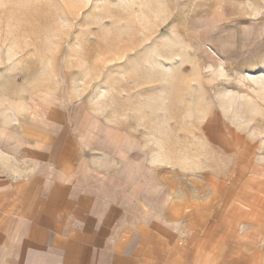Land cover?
<instances>
[{
    "label": "rangeland",
    "instance_id": "rangeland-1",
    "mask_svg": "<svg viewBox=\"0 0 264 264\" xmlns=\"http://www.w3.org/2000/svg\"><path fill=\"white\" fill-rule=\"evenodd\" d=\"M42 107L195 220L250 200L223 231L264 264V0H0V119Z\"/></svg>",
    "mask_w": 264,
    "mask_h": 264
},
{
    "label": "crops",
    "instance_id": "crops-1",
    "mask_svg": "<svg viewBox=\"0 0 264 264\" xmlns=\"http://www.w3.org/2000/svg\"><path fill=\"white\" fill-rule=\"evenodd\" d=\"M66 114L42 107L0 119V264H242L223 229L254 222L258 211L241 204L250 200L195 220L173 189L139 183L119 141L94 139Z\"/></svg>",
    "mask_w": 264,
    "mask_h": 264
}]
</instances>
